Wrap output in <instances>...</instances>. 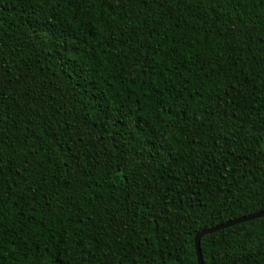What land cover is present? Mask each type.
<instances>
[{
  "label": "trees",
  "instance_id": "16d2710c",
  "mask_svg": "<svg viewBox=\"0 0 264 264\" xmlns=\"http://www.w3.org/2000/svg\"><path fill=\"white\" fill-rule=\"evenodd\" d=\"M0 91V264H198L264 212V0H0ZM200 252L264 264V217Z\"/></svg>",
  "mask_w": 264,
  "mask_h": 264
},
{
  "label": "snow or ice",
  "instance_id": "6c2138e0",
  "mask_svg": "<svg viewBox=\"0 0 264 264\" xmlns=\"http://www.w3.org/2000/svg\"><path fill=\"white\" fill-rule=\"evenodd\" d=\"M33 2L36 4H46V3H48V0H33ZM57 2L63 3V6L65 8H68L71 5L72 0H57ZM48 31L51 33V38L53 40H55L58 37V33H60L61 29L59 27H57L55 24L50 23L48 26ZM27 71L31 72L32 69L29 67V68H27ZM7 99H8V97L3 93V91H0V124H4L5 122H7L10 125L11 124V117L7 115L5 108H4L5 101H7ZM245 103H247V100H245ZM17 107H19V105H17ZM30 107H31V105H30ZM256 111H259V113H260L259 117H253L251 114H249L248 118L246 120H244L243 123L251 126V130L253 131V134L255 131L258 130V131H260L261 136L264 137V104L255 105V106L250 108V113L256 112ZM232 115H235V113H233ZM240 131H241V128L237 127L236 132L239 133ZM221 138L225 139V140L229 139L230 138L229 132L226 130L223 131ZM128 143L130 144L131 141H128ZM233 151H234V149H233ZM259 151L261 153V158L264 159V146H262ZM3 152H4L3 144H2V142H0V161L3 160ZM4 162L6 163V161H4ZM117 171H119V166H117ZM262 171H264V168H262ZM25 172H27V169H25ZM17 174L19 175V172ZM3 179H4L3 171H2V169H0V196H2L3 192L7 190L3 184ZM20 179H21V181H24V180H26V176L21 175ZM101 179H105V177L102 176ZM123 179L128 180V175L124 174ZM107 182H108L107 179H105V183H107ZM186 182H189V181H186ZM34 186L36 188H39V187H42V184L40 182H34L33 184L26 185L29 192L32 191V188ZM113 186H115V181H113ZM136 187L137 188L140 187L138 183H137ZM21 191H22V195L27 194L23 190H21ZM158 194L163 195L162 192H160ZM33 195H35V193H33ZM0 203H2V201H0ZM2 210L3 209L0 208V211H2ZM0 219H2V217H0ZM123 259H127V254H125ZM105 264H107V261L105 262ZM133 264H135V262H133Z\"/></svg>",
  "mask_w": 264,
  "mask_h": 264
},
{
  "label": "water",
  "instance_id": "95a60500",
  "mask_svg": "<svg viewBox=\"0 0 264 264\" xmlns=\"http://www.w3.org/2000/svg\"><path fill=\"white\" fill-rule=\"evenodd\" d=\"M261 217H264V212H260V213L249 215V216H245V217H241V218H238L236 220H233V221L221 224L219 226H216L214 228H211V229H208V230H204V231H201V232L197 233L195 238H194V248H195V254H196V258H197V263L198 264H203L202 263V258H201V252H200V239H201L202 236L218 232L220 230H223V229L228 228L230 226H233L235 224L251 221V220H254V219H257V218H261Z\"/></svg>",
  "mask_w": 264,
  "mask_h": 264
}]
</instances>
